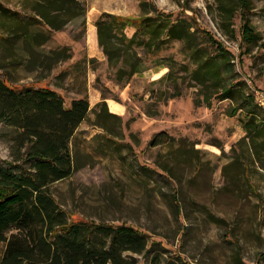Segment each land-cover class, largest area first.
<instances>
[{
    "label": "rangeland",
    "instance_id": "obj_1",
    "mask_svg": "<svg viewBox=\"0 0 264 264\" xmlns=\"http://www.w3.org/2000/svg\"><path fill=\"white\" fill-rule=\"evenodd\" d=\"M81 1L85 13L63 28L29 27L33 33L50 31L43 43L28 40L34 53L27 40L10 34L13 20L0 11L1 80L18 87L47 86L64 97L66 106L76 98L89 99L90 110L70 142L74 170L51 184L50 194L71 221L131 225L144 233L148 244L135 254L136 264H151L155 256L160 264H264V135L252 143L245 112L232 114L229 99L212 96L210 104H194L197 96L202 99L189 77L195 66L177 41L146 55L147 69L118 79L117 66L108 65L100 46L101 55L90 57L88 21L102 12L138 18L142 0ZM145 1L213 32L234 54L246 90L255 97L264 94L263 49L241 54L237 0ZM221 1L236 10L224 34ZM250 4L251 23L264 42V0ZM30 6V0H0V7L20 12L19 21L26 20ZM133 31L129 26L126 33ZM62 48L70 56L44 62L50 50ZM167 56L178 63L181 92L168 99L164 93L173 79L160 77L169 68L152 62ZM103 99L107 110L98 104ZM17 131L0 122V162L12 160ZM160 133L169 142L151 144Z\"/></svg>",
    "mask_w": 264,
    "mask_h": 264
},
{
    "label": "trees",
    "instance_id": "obj_2",
    "mask_svg": "<svg viewBox=\"0 0 264 264\" xmlns=\"http://www.w3.org/2000/svg\"><path fill=\"white\" fill-rule=\"evenodd\" d=\"M250 2L237 0L241 19L239 47L241 54L253 52L256 46L264 53V42H260L261 35L249 17ZM30 3L31 11L26 12L25 21L15 17L20 16L18 11L2 7L0 11L13 20L10 34L15 39L27 40L32 53V43L47 41L50 31L33 33L30 26L40 23L49 30L61 29L86 10L81 0H30ZM219 5L224 34L233 23L236 10L225 1ZM140 7L138 18L102 12L95 20L98 44L108 65L117 66L116 77L123 79L125 74L131 77L147 69L143 64L146 55L157 54L177 41L195 66L189 77L202 99L197 96L194 104H210L212 96L229 99L232 114L240 109L245 112L244 127L247 133H256L254 136L249 133L255 145L254 137L264 135V108L239 79L232 51L196 21L173 17L172 12H164L154 2L142 0ZM129 26L134 28L130 36L126 33ZM49 52L45 63L70 56L66 48ZM152 62L169 68L160 77L173 79L164 93L166 99L181 95L175 73L178 63L171 56ZM98 104L107 110L104 99ZM89 107L87 96L73 99L66 106L64 97L47 86L18 87L0 79V122L18 129L10 152L12 160L0 162V245H5L0 264H136L135 254L146 251L148 238L135 227L71 221L49 192L51 184L69 177L74 170L70 142ZM165 136L160 133L150 143L169 142ZM151 264H160L157 256Z\"/></svg>",
    "mask_w": 264,
    "mask_h": 264
},
{
    "label": "crops",
    "instance_id": "obj_3",
    "mask_svg": "<svg viewBox=\"0 0 264 264\" xmlns=\"http://www.w3.org/2000/svg\"><path fill=\"white\" fill-rule=\"evenodd\" d=\"M96 18L90 19L88 21L89 23L88 51H90V57L100 56L102 53L98 44L97 27L95 25Z\"/></svg>",
    "mask_w": 264,
    "mask_h": 264
},
{
    "label": "built area",
    "instance_id": "obj_4",
    "mask_svg": "<svg viewBox=\"0 0 264 264\" xmlns=\"http://www.w3.org/2000/svg\"><path fill=\"white\" fill-rule=\"evenodd\" d=\"M255 98H256V102L264 108V94H260L258 92L257 97Z\"/></svg>",
    "mask_w": 264,
    "mask_h": 264
},
{
    "label": "bare ground",
    "instance_id": "obj_5",
    "mask_svg": "<svg viewBox=\"0 0 264 264\" xmlns=\"http://www.w3.org/2000/svg\"><path fill=\"white\" fill-rule=\"evenodd\" d=\"M111 106L113 108L117 109V110H121L122 109L121 106L117 102H112L111 103Z\"/></svg>",
    "mask_w": 264,
    "mask_h": 264
}]
</instances>
